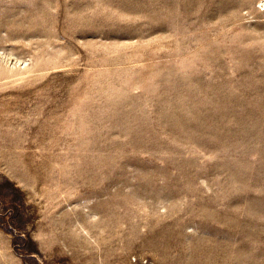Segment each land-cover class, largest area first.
<instances>
[{"label": "rangeland", "instance_id": "1", "mask_svg": "<svg viewBox=\"0 0 264 264\" xmlns=\"http://www.w3.org/2000/svg\"><path fill=\"white\" fill-rule=\"evenodd\" d=\"M0 264H264L261 0H0Z\"/></svg>", "mask_w": 264, "mask_h": 264}, {"label": "bare ground", "instance_id": "2", "mask_svg": "<svg viewBox=\"0 0 264 264\" xmlns=\"http://www.w3.org/2000/svg\"><path fill=\"white\" fill-rule=\"evenodd\" d=\"M261 2L264 4V0H261Z\"/></svg>", "mask_w": 264, "mask_h": 264}]
</instances>
